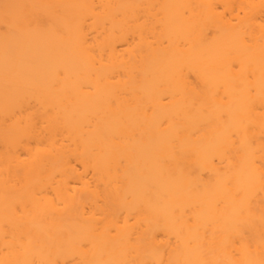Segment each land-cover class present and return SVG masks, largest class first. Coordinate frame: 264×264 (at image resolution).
Instances as JSON below:
<instances>
[{"label": "bare ground", "instance_id": "6f19581e", "mask_svg": "<svg viewBox=\"0 0 264 264\" xmlns=\"http://www.w3.org/2000/svg\"><path fill=\"white\" fill-rule=\"evenodd\" d=\"M25 2L43 124L5 38L0 264H264V0Z\"/></svg>", "mask_w": 264, "mask_h": 264}, {"label": "rangeland", "instance_id": "374dc122", "mask_svg": "<svg viewBox=\"0 0 264 264\" xmlns=\"http://www.w3.org/2000/svg\"><path fill=\"white\" fill-rule=\"evenodd\" d=\"M36 1V0H35ZM37 25V22H36ZM35 25V27H36ZM26 22V2L25 0H0V42L5 38L21 39V54L15 53L13 58L15 60L20 59L22 62H28L29 57L32 53L36 54L35 58V70L36 74L33 79V83L27 81V86L22 88L23 92H28L31 88L32 93L26 94L27 100L24 102L22 107H16L15 111H23L25 118L23 119L22 125L37 128L43 124V118L40 114V108L38 103V71L37 66L42 65V60H39V46L37 39H33L29 36L19 35L25 33ZM37 33V32H36ZM26 67V66H25ZM28 75V74H25ZM19 113V112H17ZM12 122V118H7V123ZM24 152V151H23ZM25 153V152H24Z\"/></svg>", "mask_w": 264, "mask_h": 264}]
</instances>
